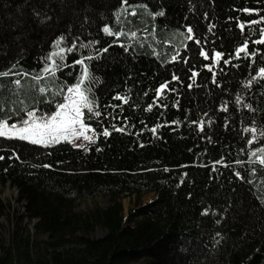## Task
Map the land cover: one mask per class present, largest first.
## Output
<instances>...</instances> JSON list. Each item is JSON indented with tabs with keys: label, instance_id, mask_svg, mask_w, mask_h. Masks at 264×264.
Returning <instances> with one entry per match:
<instances>
[{
	"label": "trees",
	"instance_id": "trees-1",
	"mask_svg": "<svg viewBox=\"0 0 264 264\" xmlns=\"http://www.w3.org/2000/svg\"><path fill=\"white\" fill-rule=\"evenodd\" d=\"M262 40L264 0H0V124L79 84L94 135L0 136V184L43 238L14 230L0 264H264Z\"/></svg>",
	"mask_w": 264,
	"mask_h": 264
},
{
	"label": "rangeland",
	"instance_id": "rangeland-1",
	"mask_svg": "<svg viewBox=\"0 0 264 264\" xmlns=\"http://www.w3.org/2000/svg\"><path fill=\"white\" fill-rule=\"evenodd\" d=\"M71 89H75V87H72ZM80 91L83 92L81 89ZM73 98L79 99L78 96L74 95V92H70L68 90L64 103H69ZM83 109L84 108L82 107L81 111H83ZM58 111H60L59 108L56 111V113ZM64 111H68V109H65ZM56 113L52 117H55ZM52 117H50L48 120L44 122L43 121L42 122L35 121V122L38 124H43L48 122ZM58 119L59 117H57V120ZM3 124L9 125L6 122L1 123L0 125ZM84 125L89 129L86 133L82 135H71V133L69 134V140L67 141L70 142L73 146H81L84 143L89 142V140L84 138L85 135L91 137V140L94 139L92 128L86 125L85 123ZM18 127H22V126H18ZM74 131L76 133L83 132V130L80 128L79 125L75 126ZM4 136L19 138V136L14 135L12 132H8ZM60 141H65V140L61 139ZM48 144H53V143H48ZM48 144H44V145H48ZM153 197L154 195L152 192L142 194L139 198H136L135 196L122 197L121 201L123 204L124 212L127 213L130 208H135L138 205H142L149 202ZM0 199L5 205L4 210L0 212V247L1 245H5L7 247L11 239V233L16 229H18L22 235H27L28 233L34 239H38V240L43 239L41 236L38 237V235L36 234L34 228L36 221L35 220L29 221L25 216H23V214L25 213V208L22 206L21 203L18 202V190L15 187H12L9 183H6L4 185L0 184ZM109 202H110L109 196L104 194L95 195L92 197L77 200L74 204V210L78 213H85L91 211L96 207H105L109 204ZM105 232L106 231L104 229L100 227H96L89 234V237L92 238L101 237L105 234Z\"/></svg>",
	"mask_w": 264,
	"mask_h": 264
},
{
	"label": "snow or ice",
	"instance_id": "snow-or-ice-1",
	"mask_svg": "<svg viewBox=\"0 0 264 264\" xmlns=\"http://www.w3.org/2000/svg\"><path fill=\"white\" fill-rule=\"evenodd\" d=\"M241 27H243V25H241ZM105 31L112 34L109 29H105ZM191 31L192 29L189 28L188 32L191 33ZM133 35H135V33H133ZM188 38L192 39L191 36ZM258 43H264V40L258 41ZM246 47L247 45H245L244 48L237 49V55L244 52ZM202 55H205V53L202 52ZM216 56L219 58L220 53H217ZM78 63H83V61H78ZM225 63H227V61H225ZM261 74L264 75V69H261ZM173 79H176V77H173ZM17 83H19V81H17ZM166 87V85H162L161 89L158 90L157 95L159 96L160 92H162ZM69 91L74 92V95L78 96L79 99L73 98L69 103L60 104V111H58L56 116L52 117L48 122L38 124L35 121L29 122L25 120L23 121L24 126L22 127H18L16 124H11L10 126L3 124L0 125V136H4L8 132H12L14 135L19 136L20 139L31 140V142L35 144H48L58 143L61 139L67 141L69 140L70 133L71 135H82L86 133L89 129L84 125V113L81 111V108H87L89 112H91L92 109L86 102L84 93L80 91L79 84L75 86V89H69ZM65 109H68V111H64ZM28 115L32 116L33 113L29 112ZM96 115H99V113L97 112ZM57 117H59L58 120ZM76 125H79L83 132L76 133L74 131ZM153 131H155V129H153ZM108 134L107 130H105L104 135ZM84 138L89 141L91 140V137H88L87 135H85ZM249 143H251V141ZM261 151L264 152V149ZM0 159H2V157H0ZM260 163L264 164V159H261Z\"/></svg>",
	"mask_w": 264,
	"mask_h": 264
},
{
	"label": "crops",
	"instance_id": "crops-1",
	"mask_svg": "<svg viewBox=\"0 0 264 264\" xmlns=\"http://www.w3.org/2000/svg\"><path fill=\"white\" fill-rule=\"evenodd\" d=\"M30 141V140H29Z\"/></svg>",
	"mask_w": 264,
	"mask_h": 264
}]
</instances>
